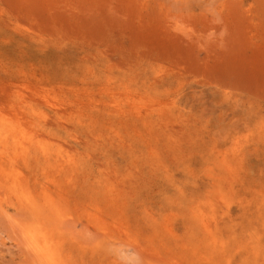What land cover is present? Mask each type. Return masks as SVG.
<instances>
[{
    "label": "rangeland",
    "instance_id": "obj_1",
    "mask_svg": "<svg viewBox=\"0 0 264 264\" xmlns=\"http://www.w3.org/2000/svg\"><path fill=\"white\" fill-rule=\"evenodd\" d=\"M51 263L264 264V0H0V264Z\"/></svg>",
    "mask_w": 264,
    "mask_h": 264
},
{
    "label": "bare ground",
    "instance_id": "obj_2",
    "mask_svg": "<svg viewBox=\"0 0 264 264\" xmlns=\"http://www.w3.org/2000/svg\"><path fill=\"white\" fill-rule=\"evenodd\" d=\"M35 238V237H34ZM35 241V240H34ZM32 244H34V243H32ZM37 245V244H36ZM51 245V244H50ZM31 247V246H30ZM39 247H40V245H39ZM51 247V246H50ZM34 249V248H33ZM44 251V250H43ZM39 252V251H38ZM41 252V251H40ZM41 254H42V252H41ZM38 255V254H37ZM46 256H47V253H46ZM52 257V256H51ZM49 258V257H48ZM50 259V258H49ZM45 260V259H44ZM48 260V259H47ZM51 260V259H50ZM53 260H51L50 262H52ZM48 262V261H47ZM52 264V263H51Z\"/></svg>",
    "mask_w": 264,
    "mask_h": 264
}]
</instances>
